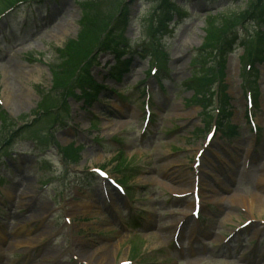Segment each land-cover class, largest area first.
I'll return each mask as SVG.
<instances>
[{
  "label": "rangeland",
  "instance_id": "rangeland-1",
  "mask_svg": "<svg viewBox=\"0 0 264 264\" xmlns=\"http://www.w3.org/2000/svg\"><path fill=\"white\" fill-rule=\"evenodd\" d=\"M46 2L32 1L0 18V110L8 118L2 121L0 112V264H264V202L256 212L232 204L236 194L264 200L263 60L253 63L260 70L256 92L248 83L254 69L245 72L247 61L264 51V27L247 20L233 32L243 36L245 49L236 47L224 59L209 57L219 68L216 77L217 70L223 72L218 103L230 109L237 137L229 139L217 127L210 139L219 117L215 98L193 103L195 89L184 85L206 41L205 17L242 11L247 0H176L186 17L178 14L170 22L162 38L166 55L158 61L159 53L151 57L143 49L153 47L151 18L164 3L104 0L92 8L87 24L81 0ZM125 4L131 21L122 29L116 17ZM71 13L69 31L52 36L49 31H60ZM216 16L220 23L222 16ZM121 31L129 39L123 50L131 62L118 82L108 78L116 57L104 47L123 41ZM72 41L88 46L82 52L75 48L78 56L68 59ZM153 67L168 68L164 92L148 76ZM29 70H35L31 76ZM92 76L123 95L106 90L92 103L82 100V83ZM144 80L149 91L143 95L144 86H136ZM7 83L15 89L10 106L4 99ZM147 101L153 115L145 129ZM97 169L110 178L100 179ZM197 176L208 196L200 220L190 215V196H175L191 190ZM116 181L123 191L111 184ZM227 210L235 214L232 221H224ZM183 218L186 235L177 243L172 235ZM246 222L252 224L241 228Z\"/></svg>",
  "mask_w": 264,
  "mask_h": 264
},
{
  "label": "trees",
  "instance_id": "trees-1",
  "mask_svg": "<svg viewBox=\"0 0 264 264\" xmlns=\"http://www.w3.org/2000/svg\"><path fill=\"white\" fill-rule=\"evenodd\" d=\"M31 0H2L0 2V14L3 12L7 11L10 7L14 6L18 2H28ZM104 0H81L80 5L82 8L83 12V20L86 21L88 24L89 18L91 16L92 8L96 6L99 2H103ZM159 4L164 3L165 9L161 10L158 12L157 16H153V19L151 18V22L153 21L154 27L152 28V35L157 36L158 38H161V34L163 35L164 32L167 30L169 26V21L172 20L173 16L172 13L173 11L180 12L177 9V4L175 0H158ZM264 5V0H249L248 1V8H252V11L249 13L245 14H237V13H228L224 14L221 17L220 23H216V21H212L213 17L209 16V30H208V38L205 43L207 50L203 51V54L198 55V57L195 59V63L203 65V68H201L200 72L195 74L193 78H195V81L190 84L191 87H194L197 89V93L195 94V100L197 96L204 98L205 95H209L211 92V88L209 86V82L207 80H211V77L213 73V66L212 64H208L207 61V54L211 55L215 50H217L219 47H221V56L224 58L226 56V51L224 49V46L226 45V41H224L223 45L219 42L222 41L223 37L227 38V35H233V30L234 28L240 24L243 21H247L249 18L255 19L259 18L262 21V24L264 23V7H262L261 11H258V6ZM120 10L119 15L116 17L117 23L123 28L126 27L130 21H131V9L128 4H125L123 7L117 9ZM151 11L149 10L148 14ZM147 14V15H148ZM86 26V25H85ZM121 35H124L122 33ZM154 37V38H157ZM234 38L237 40V38L234 36ZM234 38L230 39L228 41V45L231 48V42L234 41ZM125 38L123 37V40ZM128 41V39H125ZM235 40V42H236ZM87 43L81 42L79 45H76L75 41H72V45L70 47V51L68 54V59H73L77 57V51L76 49L79 50V52H82L86 47ZM116 53L117 54H123V51H121L122 46L119 44V42L116 45ZM121 46V47H120ZM76 48V49H75ZM264 49V48H263ZM60 57L61 55L63 56V53H65V49H60ZM260 58L264 59V51L262 54H260L258 61H260ZM79 58L78 60H80ZM128 69V64L126 61H121L120 59L118 62L115 64L114 67L111 68L110 74L111 77H114L115 79H119L121 75ZM95 87V86H93ZM102 86L95 87V93L100 92V89ZM91 93H86V97L90 99ZM224 112H227L225 110ZM228 115V113H227ZM232 127V126H231ZM234 130V128H232ZM230 133L235 134L234 131H231Z\"/></svg>",
  "mask_w": 264,
  "mask_h": 264
},
{
  "label": "bare ground",
  "instance_id": "bare-ground-1",
  "mask_svg": "<svg viewBox=\"0 0 264 264\" xmlns=\"http://www.w3.org/2000/svg\"><path fill=\"white\" fill-rule=\"evenodd\" d=\"M63 13V12H61ZM69 17L67 18V24L65 23L64 25H61L60 26V31H57L56 29L55 30H51L49 31L50 34L52 36H59V35H62L66 32L69 31V28H70V22H72L74 20V17H73V14L71 13L70 15H68ZM7 69L10 70L11 67L10 65L7 66ZM15 69V68H14ZM8 70H4L5 73L6 71ZM35 70H29L28 74H30V76L32 75V73L34 72ZM38 71L41 73V69H38ZM29 76V77H30ZM27 89L28 91H32V86H28L27 85ZM15 89L11 86L10 83H7L6 84V88H5V91H4V99H5V103L10 106L11 105V98H13V95L11 94ZM193 181V179H192ZM192 181H191V184H192ZM182 185H185V183H183ZM181 188V187H180ZM186 191V189H183V190H180L178 192H184ZM234 198L232 199H236L237 201H232V204L235 205V206H240L241 207H244L246 209H248V211L252 212V211H260L262 208H263V198H261L260 196H252L251 198L247 199V197H244L243 195H240V194H236L235 196H233ZM225 197L224 196H221L219 197L220 200H223ZM227 199V198H225ZM88 205H85V207H87ZM235 214L232 212V211H229L227 210V212H225V215H224V221H232V218ZM15 245H19V244H22L21 241H17V242H14ZM100 261H103L104 259H107L106 256H101L100 258Z\"/></svg>",
  "mask_w": 264,
  "mask_h": 264
}]
</instances>
